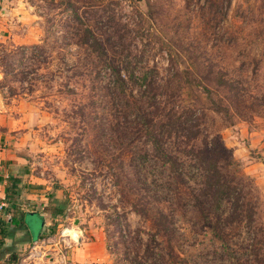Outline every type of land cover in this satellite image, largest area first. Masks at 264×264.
<instances>
[{
  "label": "rangeland",
  "instance_id": "374dc122",
  "mask_svg": "<svg viewBox=\"0 0 264 264\" xmlns=\"http://www.w3.org/2000/svg\"><path fill=\"white\" fill-rule=\"evenodd\" d=\"M13 1L0 4L1 122L14 123L28 181L66 200L67 216L48 235L67 241L97 228L113 264H264V0ZM86 28L102 45L93 55L77 44ZM103 50L127 76L125 87L98 65ZM220 70L235 81L232 92L217 91L223 113L196 91H213L208 81ZM146 83L187 87L180 98L204 109L206 134L222 148L220 169L246 205L240 223L230 222L226 204L225 213H201L194 184L175 190L157 167L138 125L155 110Z\"/></svg>",
  "mask_w": 264,
  "mask_h": 264
},
{
  "label": "trees",
  "instance_id": "16d2710c",
  "mask_svg": "<svg viewBox=\"0 0 264 264\" xmlns=\"http://www.w3.org/2000/svg\"><path fill=\"white\" fill-rule=\"evenodd\" d=\"M86 32L89 36L85 38V41L84 39L82 41L78 40L77 44L86 46L89 54L93 55L95 46L102 47V45L90 28H86ZM95 58L98 60L99 66L102 68L108 66L111 73L115 72L118 84L125 87L127 76L119 70L120 66L115 63L116 61L113 57L103 50L97 53ZM234 82L231 78L227 77L226 73L220 70L215 77V81H208V83L212 84L213 91L208 89L207 85L196 89V91L201 96L203 95L206 99L210 100V103H212L210 109L212 111L223 113L225 111L223 108L225 107L222 104L223 99L226 98L218 97L217 91L225 94L232 92ZM143 87L146 89V97L151 93L148 99L153 101L155 110L152 114L146 113L141 115L138 125L142 126L141 129L144 131V135L150 141L149 152H156V161L159 162L158 165L155 161L147 160V165L152 163V165H158L157 167L160 169H167L172 183L175 184V190H178L176 184L185 185L186 188H190L187 187L188 181L193 183L191 194L194 200L198 201L199 198L205 200L202 203L199 202L198 206H196L201 213L206 215L208 212L213 215V211L215 213H225V211L221 210V207L226 204L223 210L230 211L228 214L235 215L234 218L229 219L230 222L236 220V222L240 223L239 218L242 211L245 212L246 205L241 201L242 197L240 195L239 198L235 196L238 193L240 194V189L220 169V164L223 161L220 155L222 148L206 134L207 132L202 123L204 109L196 107L195 103H186V101L181 99L180 97L184 94L183 91L187 87H181L179 84L159 88V86L152 87L146 83ZM156 91L160 93H155ZM167 91H170L171 94L175 93V98L171 101H163L162 99L156 101V98H160L158 96ZM212 96L218 97V104L211 101ZM143 154V159L148 158V150H144ZM143 162L145 161L143 160L141 163L140 173L144 174L142 175L141 183L145 186L147 183L145 174L148 168L146 163L143 164ZM184 179L187 182H184ZM16 188L15 182L9 184L7 194L8 196H13L11 198L15 197L18 200ZM143 188L145 190V187ZM48 198L51 201L50 205L46 208L52 218H64L67 209L66 200L59 201L53 194H49ZM232 200H235V202L231 203ZM19 205L21 204L11 203V210L9 212L12 215L8 219L11 229L0 231L2 236L0 237V245L2 244L1 238L8 237L10 233L13 234L17 230L25 228L24 217L32 215L29 211H22ZM17 258V255L10 254L7 263L12 264Z\"/></svg>",
  "mask_w": 264,
  "mask_h": 264
},
{
  "label": "crops",
  "instance_id": "0c3cea01",
  "mask_svg": "<svg viewBox=\"0 0 264 264\" xmlns=\"http://www.w3.org/2000/svg\"><path fill=\"white\" fill-rule=\"evenodd\" d=\"M5 2L15 4L13 0H0V4H5ZM12 10L14 9L10 8V12ZM3 116L0 113V201H5L7 208L0 217V231L11 229L8 224V219L12 215L9 212L11 203L20 204L22 200H26V203L32 205L29 209H24L22 205H19L22 211L32 213L31 216H28L32 219L31 221L28 222L24 217L25 228L17 230L13 234L10 233L8 237L1 238L0 264H9L7 260L10 254L20 256L17 260L27 256L32 243L40 238H48V243L51 244L47 247H53V250L59 251V246L52 244L56 238L53 239L48 235L54 231L57 221V219L52 218L46 208L50 205L48 195L53 193H48L49 187L45 186V182L38 178L28 181V166L25 163L24 153L19 147V137L14 134L15 129L12 125L14 123L1 122ZM14 182L17 187L15 191L18 192V200L7 194L8 185ZM54 197L59 201L61 200L59 196L54 195ZM68 210L69 208H67ZM66 216L65 214L64 217ZM82 231V240L67 252V259L70 264H113L101 230L84 228ZM18 234H22L24 237L16 239ZM0 237H2L1 234Z\"/></svg>",
  "mask_w": 264,
  "mask_h": 264
},
{
  "label": "built area",
  "instance_id": "2783aa9c",
  "mask_svg": "<svg viewBox=\"0 0 264 264\" xmlns=\"http://www.w3.org/2000/svg\"><path fill=\"white\" fill-rule=\"evenodd\" d=\"M6 208L7 203L5 201H0V217L4 214ZM74 236L75 238L67 241L61 237L56 239L53 238L54 242H52V244L54 243L59 246V251L53 250V247H49V250H45V248L51 243H48V238H40L32 243L27 256L13 262L12 264H70L67 259V252L82 240V236L80 237L76 234Z\"/></svg>",
  "mask_w": 264,
  "mask_h": 264
},
{
  "label": "bare ground",
  "instance_id": "6f19581e",
  "mask_svg": "<svg viewBox=\"0 0 264 264\" xmlns=\"http://www.w3.org/2000/svg\"><path fill=\"white\" fill-rule=\"evenodd\" d=\"M70 232V230H66L65 232H63V234H65V233H69ZM76 234V232H74V235ZM77 235V234H76ZM75 237V236H74Z\"/></svg>",
  "mask_w": 264,
  "mask_h": 264
}]
</instances>
